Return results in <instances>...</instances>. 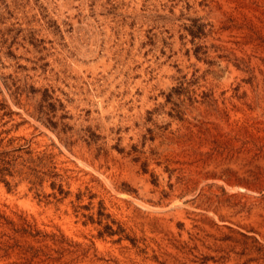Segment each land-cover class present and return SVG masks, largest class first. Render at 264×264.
Segmentation results:
<instances>
[{
	"label": "rangeland",
	"instance_id": "rangeland-1",
	"mask_svg": "<svg viewBox=\"0 0 264 264\" xmlns=\"http://www.w3.org/2000/svg\"><path fill=\"white\" fill-rule=\"evenodd\" d=\"M0 158V264H264V0H0Z\"/></svg>",
	"mask_w": 264,
	"mask_h": 264
},
{
	"label": "trees",
	"instance_id": "trees-1",
	"mask_svg": "<svg viewBox=\"0 0 264 264\" xmlns=\"http://www.w3.org/2000/svg\"><path fill=\"white\" fill-rule=\"evenodd\" d=\"M31 165H32V162L31 161L28 162V166H24L22 164V166L26 169L25 173H26L27 178L28 179L32 178V179H34V181L37 180L36 182L33 181L34 184L37 185V184H39L41 182L43 173H41L39 171L37 172L35 169H33V168L30 167ZM15 167H16V162L13 159L5 160L3 158H0V178H2L1 181H3L5 185H8V182L3 179V176L6 175V174L9 175V176H12V173L13 172H16L18 174V171L17 170H14ZM40 174H41V176H40ZM49 187L51 189L55 190V192L57 194H59V195H62L63 196V195H66L67 194V191L62 190L60 184L56 186L53 181H51L49 183ZM53 194H54V192H53ZM97 215L98 216H101L102 213L100 211H98L97 212ZM89 219L91 220V222L93 221L91 215H89ZM96 222L97 223H100V220L98 219ZM103 228H106L107 229L105 231L106 234H108V235L115 234V231H113L111 229V227L108 226L107 224H105L103 226ZM39 233L40 232L36 231L34 235H36V236L43 235L44 236V234H39ZM98 234L101 236V232H98ZM39 240L40 241H43L44 239H41L40 238ZM50 240H51V243L54 244V245L56 243H59L60 242V241L56 240L54 237H50ZM129 240L132 243V245H134V239H129ZM23 252L24 253H28L29 252L30 253V256L32 258L33 257H37V258L43 257L44 258L43 260H46L48 262L57 261L64 254V251L61 250V248H59V247L49 248L46 245L37 246V247L29 246L28 248L26 247V249H24ZM41 261H42V259H41Z\"/></svg>",
	"mask_w": 264,
	"mask_h": 264
}]
</instances>
